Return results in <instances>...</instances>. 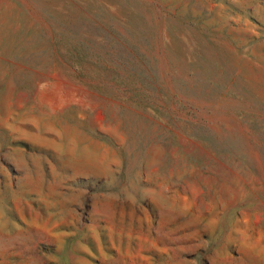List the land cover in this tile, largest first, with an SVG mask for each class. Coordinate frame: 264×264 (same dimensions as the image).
<instances>
[{"label":"rangeland","instance_id":"374dc122","mask_svg":"<svg viewBox=\"0 0 264 264\" xmlns=\"http://www.w3.org/2000/svg\"><path fill=\"white\" fill-rule=\"evenodd\" d=\"M0 264H264V0H0Z\"/></svg>","mask_w":264,"mask_h":264}]
</instances>
